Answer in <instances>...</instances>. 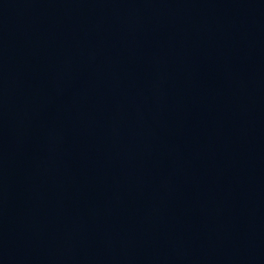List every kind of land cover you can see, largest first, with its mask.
<instances>
[{"label":"water","instance_id":"1","mask_svg":"<svg viewBox=\"0 0 264 264\" xmlns=\"http://www.w3.org/2000/svg\"><path fill=\"white\" fill-rule=\"evenodd\" d=\"M0 264H264V0H0Z\"/></svg>","mask_w":264,"mask_h":264}]
</instances>
